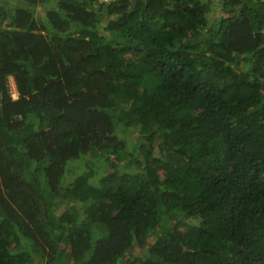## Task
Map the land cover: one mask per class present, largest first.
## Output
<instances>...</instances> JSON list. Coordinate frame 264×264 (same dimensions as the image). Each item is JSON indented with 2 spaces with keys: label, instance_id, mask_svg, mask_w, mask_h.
Wrapping results in <instances>:
<instances>
[{
  "label": "trees",
  "instance_id": "16d2710c",
  "mask_svg": "<svg viewBox=\"0 0 264 264\" xmlns=\"http://www.w3.org/2000/svg\"><path fill=\"white\" fill-rule=\"evenodd\" d=\"M17 1L0 264H264V0Z\"/></svg>",
  "mask_w": 264,
  "mask_h": 264
},
{
  "label": "rangeland",
  "instance_id": "374dc122",
  "mask_svg": "<svg viewBox=\"0 0 264 264\" xmlns=\"http://www.w3.org/2000/svg\"><path fill=\"white\" fill-rule=\"evenodd\" d=\"M56 4V0H49L48 2L44 3V4H40L38 5L39 7L37 8V12H36V17L41 19L43 24L47 25L48 21L45 17V12L48 10L49 7H51L52 5ZM0 6H3L4 8H17V7H24L25 4L23 2L17 1V0H0ZM214 14H212L211 16H209V20L213 19ZM10 82V86H11V91L14 92L15 89V85L13 82V79L10 78L9 79ZM119 135L121 138L123 139H128V138H132L133 140H135V138L137 137L135 133L133 134H128V133H122L121 131H118Z\"/></svg>",
  "mask_w": 264,
  "mask_h": 264
},
{
  "label": "built area",
  "instance_id": "2783aa9c",
  "mask_svg": "<svg viewBox=\"0 0 264 264\" xmlns=\"http://www.w3.org/2000/svg\"><path fill=\"white\" fill-rule=\"evenodd\" d=\"M101 1H103V2H110V1H112V0H101ZM12 98L13 99H17V94H16V91L14 90V92H12Z\"/></svg>",
  "mask_w": 264,
  "mask_h": 264
}]
</instances>
